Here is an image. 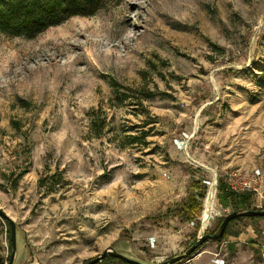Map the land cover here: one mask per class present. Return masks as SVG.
I'll use <instances>...</instances> for the list:
<instances>
[{"label": "rangeland", "instance_id": "374dc122", "mask_svg": "<svg viewBox=\"0 0 264 264\" xmlns=\"http://www.w3.org/2000/svg\"><path fill=\"white\" fill-rule=\"evenodd\" d=\"M263 75L264 0H121L34 37L0 32V208L16 223L13 264H82L108 246L148 263L184 252L199 220L165 213L200 194L193 183L203 211L215 174L264 171ZM217 194L205 232L232 211ZM243 223L263 244L264 218ZM5 230L0 219V264ZM207 242L213 260L208 239L175 264Z\"/></svg>", "mask_w": 264, "mask_h": 264}, {"label": "trees", "instance_id": "16d2710c", "mask_svg": "<svg viewBox=\"0 0 264 264\" xmlns=\"http://www.w3.org/2000/svg\"><path fill=\"white\" fill-rule=\"evenodd\" d=\"M118 1L121 0H0V32L28 38L34 37L49 26L59 24L68 17L74 15L90 16L106 4ZM262 77L263 80L260 83L264 85V75ZM152 95L153 92L151 90H147L144 94L146 97ZM193 186L201 189L200 194L198 196H190L181 205L168 209L165 214L177 215L182 221L187 222L198 216L202 208V200L200 199L204 196L205 188L202 187L199 180L195 181ZM217 189L219 202L223 206H231L232 210L243 208L264 209V201L260 207L252 205L253 193L251 191L236 192L229 190L226 188L224 181L219 178ZM262 218L264 216H238L231 219L218 242L224 240L229 234H237L239 232V230L232 229L235 223H243L247 219L258 220ZM0 219H3L6 223L9 256L11 251L10 224L7 219ZM222 219L223 216L217 218L214 229L210 233L216 230ZM112 261H117L118 264H132L110 255H106L95 264Z\"/></svg>", "mask_w": 264, "mask_h": 264}, {"label": "water", "instance_id": "95a60500", "mask_svg": "<svg viewBox=\"0 0 264 264\" xmlns=\"http://www.w3.org/2000/svg\"><path fill=\"white\" fill-rule=\"evenodd\" d=\"M238 216H264V209L243 208L228 212L223 216V219L221 220L220 224L213 233L205 232L204 228L200 229L199 235L197 236L196 240L184 252L171 256L160 262L148 263V262L140 261L138 259L132 258L130 256H127L119 252L113 246H108L102 252H100L99 254H97L96 256L92 257L87 262H84L82 264H95L96 262L102 260L106 255L114 256L116 258L122 259L125 262L132 264H173L181 260L182 258L191 255L206 240L213 239L215 241H219L223 236V233L225 231L228 222L231 219ZM0 218L7 219L10 224L11 251L6 264H13L17 253L16 223L1 208H0Z\"/></svg>", "mask_w": 264, "mask_h": 264}, {"label": "crops", "instance_id": "0c3cea01", "mask_svg": "<svg viewBox=\"0 0 264 264\" xmlns=\"http://www.w3.org/2000/svg\"><path fill=\"white\" fill-rule=\"evenodd\" d=\"M239 224L235 223L232 226V229L239 230L237 234H229L224 240L219 243L217 241L214 245L218 246L219 249L221 248V250L230 247V258L222 255L217 262L209 259L208 253H211V251L208 249L215 247L207 242L205 247L192 257V264H203L204 262H214V264H264V246L262 243L260 244V238L256 236L255 227L251 223L240 224L241 226Z\"/></svg>", "mask_w": 264, "mask_h": 264}, {"label": "built area", "instance_id": "2783aa9c", "mask_svg": "<svg viewBox=\"0 0 264 264\" xmlns=\"http://www.w3.org/2000/svg\"><path fill=\"white\" fill-rule=\"evenodd\" d=\"M223 179L226 188L229 190L236 192L251 191L256 199L262 200L264 198V171L259 167H253L250 169H243L237 167L229 168L225 171ZM207 183L209 184V188H210L209 191L210 190L213 191L212 193L214 195H212L211 198V204L209 205L208 215L204 214L205 205H203V209H202L203 211H200L199 215L196 216V218L199 220L200 223V229L202 228L205 229L209 220L218 213L215 210L214 206L212 205L213 198L215 196V191L218 185L217 174H215L213 180L207 181ZM188 224L194 225L195 220L191 219L190 221H188ZM262 234L264 235V228L262 229ZM1 241L2 242L4 241V244L6 245L5 238ZM262 245L264 246V243ZM219 251H221V248L218 251L214 252V257H213L214 262H217L219 259H221L220 256L217 257Z\"/></svg>", "mask_w": 264, "mask_h": 264}, {"label": "bare ground", "instance_id": "6f19581e", "mask_svg": "<svg viewBox=\"0 0 264 264\" xmlns=\"http://www.w3.org/2000/svg\"><path fill=\"white\" fill-rule=\"evenodd\" d=\"M211 198H212V191L210 190L207 194V199H206V207H205V211L204 214L208 215V210H209V205L211 204Z\"/></svg>", "mask_w": 264, "mask_h": 264}]
</instances>
